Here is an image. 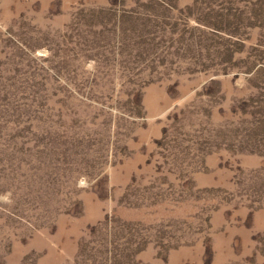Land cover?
I'll use <instances>...</instances> for the list:
<instances>
[{
    "label": "rangeland",
    "instance_id": "1",
    "mask_svg": "<svg viewBox=\"0 0 264 264\" xmlns=\"http://www.w3.org/2000/svg\"><path fill=\"white\" fill-rule=\"evenodd\" d=\"M0 264H264V0H0Z\"/></svg>",
    "mask_w": 264,
    "mask_h": 264
}]
</instances>
